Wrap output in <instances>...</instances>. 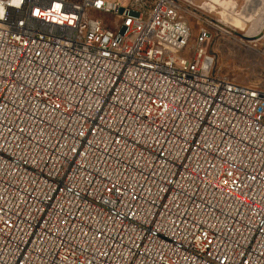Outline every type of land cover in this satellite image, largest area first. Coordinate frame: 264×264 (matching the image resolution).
I'll return each mask as SVG.
<instances>
[{
	"label": "built area",
	"instance_id": "obj_1",
	"mask_svg": "<svg viewBox=\"0 0 264 264\" xmlns=\"http://www.w3.org/2000/svg\"><path fill=\"white\" fill-rule=\"evenodd\" d=\"M191 36L179 0H0V264H264V89Z\"/></svg>",
	"mask_w": 264,
	"mask_h": 264
},
{
	"label": "rangeland",
	"instance_id": "obj_2",
	"mask_svg": "<svg viewBox=\"0 0 264 264\" xmlns=\"http://www.w3.org/2000/svg\"><path fill=\"white\" fill-rule=\"evenodd\" d=\"M222 1L225 6L214 0H179L192 33L189 52L194 50L200 27L207 26L211 32L208 49L216 58L215 72L264 89V0Z\"/></svg>",
	"mask_w": 264,
	"mask_h": 264
},
{
	"label": "bare ground",
	"instance_id": "obj_3",
	"mask_svg": "<svg viewBox=\"0 0 264 264\" xmlns=\"http://www.w3.org/2000/svg\"><path fill=\"white\" fill-rule=\"evenodd\" d=\"M214 1H216V3L218 2V3H220V4H222L223 6H225V3L222 1V0H214ZM226 1V0H225ZM226 2H228V1H226ZM226 19H227V17H226ZM239 21V20H238ZM241 26L243 27V25L241 24Z\"/></svg>",
	"mask_w": 264,
	"mask_h": 264
}]
</instances>
